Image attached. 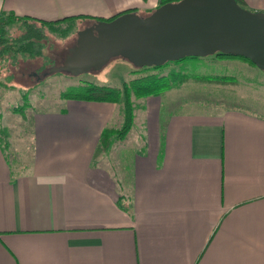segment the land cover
Masks as SVG:
<instances>
[{"label": "crops", "instance_id": "crops-1", "mask_svg": "<svg viewBox=\"0 0 264 264\" xmlns=\"http://www.w3.org/2000/svg\"><path fill=\"white\" fill-rule=\"evenodd\" d=\"M160 1L0 0V16L107 20ZM153 98L139 99V150L116 167L101 136L124 121L117 103L65 99L36 135L0 145V264H264V115H164Z\"/></svg>", "mask_w": 264, "mask_h": 264}, {"label": "rangeland", "instance_id": "rangeland-1", "mask_svg": "<svg viewBox=\"0 0 264 264\" xmlns=\"http://www.w3.org/2000/svg\"><path fill=\"white\" fill-rule=\"evenodd\" d=\"M147 14L148 12L141 13L145 17L148 16ZM62 27L63 30L71 29L69 36L62 39L47 33L48 40L44 42L42 57L25 61L18 58L17 62L10 60L0 64V81L8 85L0 88V128L4 127L7 130L8 137H11L14 143L18 136L24 139L36 135L38 115L49 110H60L67 105L66 100L61 98L62 93L78 92L89 84L122 89L125 83L153 73L167 75L171 71H177L182 72L185 77L184 82L178 87L153 96V99L162 98L164 115L172 109L183 112L186 110L213 112L227 108H244L264 115V72L239 58L221 59L210 56L187 60L180 65L169 64L156 72L143 71L123 58H115L100 71H91L78 76L53 73L44 77L51 68L63 65L69 50L76 45L78 32L88 25L87 22H80L72 27L69 24ZM11 30V33H14V29ZM9 76H14V79L7 84L6 78ZM26 93L28 98L23 100ZM147 101L141 102L133 98L134 114L135 117L138 114L139 121L135 123L134 120L130 133L123 139L113 141L105 152V160L111 166L123 164L127 152L134 153L139 150L137 141L143 132L140 122L141 108L145 107ZM173 104L177 106L173 107ZM120 105L123 114V105ZM14 108L22 110H19L20 113H15ZM116 124L113 125L115 128L113 131H119L123 126L122 121L119 125Z\"/></svg>", "mask_w": 264, "mask_h": 264}, {"label": "water", "instance_id": "water-1", "mask_svg": "<svg viewBox=\"0 0 264 264\" xmlns=\"http://www.w3.org/2000/svg\"><path fill=\"white\" fill-rule=\"evenodd\" d=\"M217 54L248 59L264 72V12L236 0H181L146 17L125 13L79 31L63 65L44 77L100 71L115 58L141 69Z\"/></svg>", "mask_w": 264, "mask_h": 264}, {"label": "trees", "instance_id": "trees-1", "mask_svg": "<svg viewBox=\"0 0 264 264\" xmlns=\"http://www.w3.org/2000/svg\"><path fill=\"white\" fill-rule=\"evenodd\" d=\"M180 1L181 0H161L159 7L167 3H176ZM236 1L242 7H244L242 0ZM129 12L136 11L131 10L125 13ZM152 12L153 11H149L147 15H150ZM125 13H121L107 20L91 17H81L77 19H65L63 21L57 22H48L26 17H19L13 13H3L0 16V64L2 62L10 60H13V62H17L18 58H21L25 61L42 57V52L45 48L44 42L48 40L47 33L54 34L62 39H66L69 36V31L71 29L63 30L62 28L64 27L62 26H66L67 24H69V26L72 27L74 24H79L80 22L92 23L99 21H111ZM11 29H14V33H11ZM215 56L221 59L239 58L255 66L251 61L242 57L226 56L222 54H217ZM196 59L200 58L189 57L178 62H169L161 67L141 68V70H151L153 72H156L160 69L166 68L165 66H168L169 64L180 65L187 62V60ZM13 79L14 76L7 77V84L10 83ZM184 79L185 77L182 75V72L177 71H171L167 75L153 73L147 76L136 78L129 83H125L122 89L89 84L83 87L78 92H64L61 94V98L66 100L108 102L123 105L124 121L122 128L119 131L106 129L101 136V145L103 147V152H106L112 145L113 141H115L116 139H123L130 133L131 129L133 128L135 120V107L133 104V98L144 99L148 97L158 96L166 90L178 87L184 82ZM5 86L7 87L8 85L3 84L2 81H0V88ZM27 98L28 93L23 96V100H26ZM19 110L22 109L14 108L13 112L20 113ZM7 138H9L7 130L4 127L0 128V145L5 152L9 149Z\"/></svg>", "mask_w": 264, "mask_h": 264}, {"label": "flooded vegetation", "instance_id": "flooded-vegetation-1", "mask_svg": "<svg viewBox=\"0 0 264 264\" xmlns=\"http://www.w3.org/2000/svg\"><path fill=\"white\" fill-rule=\"evenodd\" d=\"M93 23H87L88 26H91ZM35 75V74H34Z\"/></svg>", "mask_w": 264, "mask_h": 264}]
</instances>
